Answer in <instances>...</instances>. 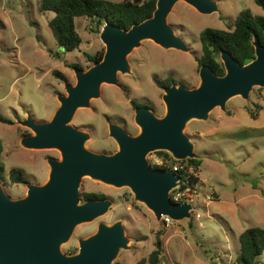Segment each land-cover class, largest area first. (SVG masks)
<instances>
[{"label": "rangeland", "instance_id": "374dc122", "mask_svg": "<svg viewBox=\"0 0 264 264\" xmlns=\"http://www.w3.org/2000/svg\"><path fill=\"white\" fill-rule=\"evenodd\" d=\"M213 1L219 6L216 13L201 14L179 2L168 17L176 35L189 47L188 52L164 49L151 40L142 42L128 57L131 72L119 74L118 85L104 84L101 96L92 100L89 108L77 111L71 125L90 134L87 149L99 154L118 151V144L109 133L111 123L131 136L141 133L133 102L163 118L167 111L165 88L156 80L165 83L173 79V84L188 89L200 86L196 57L203 54L200 33L204 29H231L245 9L254 16L264 15L255 0ZM39 4L40 0H0V116L13 122L0 123L4 168L0 182L13 200L27 196L28 184L44 185L50 174L48 160L62 159L55 149L22 147L21 140L34 133L20 122L28 116L37 123L51 121L60 106L58 97L67 95L65 85L77 82L70 65L78 64L88 71L95 65L91 57L106 51L100 39L102 28L98 30L91 19L84 17L76 19L81 49L63 52L49 27L55 13H42ZM55 72L64 77L57 78ZM250 110L260 115L264 125V88L254 87L248 100L230 99L226 110L214 109L207 121L192 120L187 124L184 132L201 163L198 171L202 188L191 199V219L161 227L154 213L136 200L130 188L85 177L80 193L105 195L113 206L105 216L79 225L62 245V252L69 256L78 254L79 241L95 234L101 223L111 226L122 221L129 248L123 249L112 264H137L148 258L159 237L164 248L160 264H232L240 251V234L252 227L264 229V131L253 123ZM213 128L218 130L211 131ZM158 152L149 154L148 161L160 155ZM14 168L24 172L27 184L10 181ZM211 192L215 199L206 205L205 194Z\"/></svg>", "mask_w": 264, "mask_h": 264}, {"label": "water", "instance_id": "95a60500", "mask_svg": "<svg viewBox=\"0 0 264 264\" xmlns=\"http://www.w3.org/2000/svg\"><path fill=\"white\" fill-rule=\"evenodd\" d=\"M179 2L201 14L219 11L213 0H157L153 16L129 30L106 23L100 39L106 46L102 61L88 71L74 69L77 82L65 85L59 108L49 122L37 123L30 116L20 124L34 135L21 145L29 150H58L62 159H49V179L44 185L28 184L27 196L13 200L0 182V264H112L129 248L122 221L101 223L92 236L79 241V253L66 255L61 247L75 229L108 214L113 201L88 200L80 193L82 180L90 177L105 184L130 188L137 201L151 210L160 226L163 216L174 221L192 218L193 205L175 204L170 197L180 177L173 172L153 170L147 159L154 152L170 153L177 160L194 159V145L185 134L192 120L207 121L210 113L226 110L234 97L249 99L254 87L264 88V47L254 36L255 59L241 65L228 52L221 53L225 74L218 76L210 66L200 67L201 84L195 89L173 84L164 89L166 115L158 118L149 108L135 109L138 136L111 123L110 136L118 144L112 154L86 148L90 134L71 125L77 111L89 108L101 96L104 84L118 85L119 74L131 72L129 55L142 42L151 40L164 49L188 52L185 41L176 35L168 17ZM64 51V48H60Z\"/></svg>", "mask_w": 264, "mask_h": 264}, {"label": "trees", "instance_id": "16d2710c", "mask_svg": "<svg viewBox=\"0 0 264 264\" xmlns=\"http://www.w3.org/2000/svg\"><path fill=\"white\" fill-rule=\"evenodd\" d=\"M256 4L264 11V0H255ZM157 0H124L123 2H112L108 0H40L39 10L44 12H53L55 17L49 21L57 46L64 48L63 52L70 53L79 51L82 46V38L77 32L76 19L89 18L100 30L106 23L120 27L123 30H129L134 25L151 18L156 10ZM254 36H257L260 44L264 47V15L254 16L249 9H245L237 17L234 26L228 30H218L206 28L200 33V43L203 54L196 57L199 67L207 65L218 76L225 74V67L221 61V53L228 52L241 65H246L255 59V47L253 45ZM57 55H60L57 53ZM104 51L91 57L97 64L102 61ZM74 69H82L78 64L70 65ZM57 78L64 77L60 72H55ZM156 83L162 87H170L173 79L167 82ZM133 105L142 107V105L133 102ZM251 112V110H250ZM253 118L256 113L251 112ZM0 123L11 125L13 122L0 116ZM160 155L169 154L159 151ZM189 164L198 171L201 163L196 159H189ZM4 168L1 165L0 150V180L2 179ZM10 181L16 184H26L28 180L23 171L14 168L9 174ZM198 180H195L196 183ZM83 202L94 200H105V195L96 193L81 194ZM240 251L236 260L232 264H264L262 256L264 255V229L261 227H252L243 231L239 236ZM156 248L151 252L148 258L140 260L137 264H160L164 253L163 240L159 237L155 244Z\"/></svg>", "mask_w": 264, "mask_h": 264}, {"label": "built area", "instance_id": "2783aa9c", "mask_svg": "<svg viewBox=\"0 0 264 264\" xmlns=\"http://www.w3.org/2000/svg\"><path fill=\"white\" fill-rule=\"evenodd\" d=\"M169 155H155L149 160L150 167L153 170L173 172L180 177L179 185L170 194L171 200L175 204L184 202L191 203V199L199 195L200 177L194 166L185 160H177L170 153ZM195 180H198L196 183ZM215 199L214 193L205 194L206 205L212 203ZM194 210V207H193ZM192 210V213H193ZM199 217V215H198ZM164 225L169 227L174 222L173 219L163 216Z\"/></svg>", "mask_w": 264, "mask_h": 264}, {"label": "crops", "instance_id": "0c3cea01", "mask_svg": "<svg viewBox=\"0 0 264 264\" xmlns=\"http://www.w3.org/2000/svg\"><path fill=\"white\" fill-rule=\"evenodd\" d=\"M260 115L259 114H257L256 113V118H254L253 119V123L254 124H257L260 128H259V130H263L264 131V125H261V120H260V117H259ZM224 120V119H223ZM219 129H220V127H218ZM213 130H218V129H211V131H213ZM198 173H199V171H198ZM200 174V173H199ZM199 177H200V175H199ZM201 179V178H200Z\"/></svg>", "mask_w": 264, "mask_h": 264}, {"label": "flooded vegetation", "instance_id": "af4514ba", "mask_svg": "<svg viewBox=\"0 0 264 264\" xmlns=\"http://www.w3.org/2000/svg\"><path fill=\"white\" fill-rule=\"evenodd\" d=\"M142 107H144V106H142ZM2 179H3V175H2ZM2 179H1V180H2ZM1 180H0V181H1ZM26 184H27V183H26Z\"/></svg>", "mask_w": 264, "mask_h": 264}]
</instances>
